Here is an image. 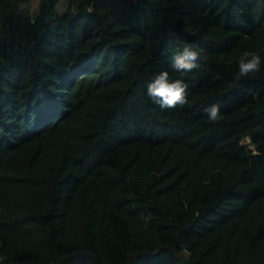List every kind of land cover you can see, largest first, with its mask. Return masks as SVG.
Returning a JSON list of instances; mask_svg holds the SVG:
<instances>
[{
	"label": "trees",
	"instance_id": "trees-1",
	"mask_svg": "<svg viewBox=\"0 0 264 264\" xmlns=\"http://www.w3.org/2000/svg\"><path fill=\"white\" fill-rule=\"evenodd\" d=\"M26 1L0 0V264H264V0ZM162 71L187 104L149 98Z\"/></svg>",
	"mask_w": 264,
	"mask_h": 264
},
{
	"label": "clouds",
	"instance_id": "clouds-1",
	"mask_svg": "<svg viewBox=\"0 0 264 264\" xmlns=\"http://www.w3.org/2000/svg\"><path fill=\"white\" fill-rule=\"evenodd\" d=\"M198 52L191 47L185 46L182 53L174 54L171 57L170 67L177 71H191L196 67L195 61ZM261 56L252 51H244L238 58V71L236 78L255 75L261 70ZM188 85L181 79L170 80L169 72L162 71L155 75L154 79L147 85V95L161 108H175L177 105L187 104ZM209 121L219 123L223 116L219 105H212L205 108Z\"/></svg>",
	"mask_w": 264,
	"mask_h": 264
},
{
	"label": "rangeland",
	"instance_id": "rangeland-1",
	"mask_svg": "<svg viewBox=\"0 0 264 264\" xmlns=\"http://www.w3.org/2000/svg\"><path fill=\"white\" fill-rule=\"evenodd\" d=\"M41 0H27L26 2L21 3V7H26L28 11H30L31 15H35L40 6ZM68 4V0H60L58 3V9L60 11H63L66 9V6Z\"/></svg>",
	"mask_w": 264,
	"mask_h": 264
}]
</instances>
